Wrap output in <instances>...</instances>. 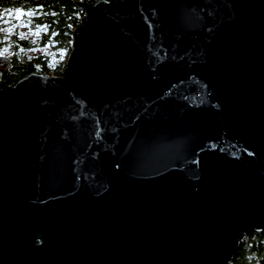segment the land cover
<instances>
[{
    "label": "water",
    "instance_id": "1",
    "mask_svg": "<svg viewBox=\"0 0 264 264\" xmlns=\"http://www.w3.org/2000/svg\"><path fill=\"white\" fill-rule=\"evenodd\" d=\"M60 75L0 89V264H230L264 229V0H75Z\"/></svg>",
    "mask_w": 264,
    "mask_h": 264
},
{
    "label": "trees",
    "instance_id": "2",
    "mask_svg": "<svg viewBox=\"0 0 264 264\" xmlns=\"http://www.w3.org/2000/svg\"><path fill=\"white\" fill-rule=\"evenodd\" d=\"M74 1L0 0V89L31 72L61 74L85 15ZM230 264H264V229L243 234Z\"/></svg>",
    "mask_w": 264,
    "mask_h": 264
},
{
    "label": "rangeland",
    "instance_id": "3",
    "mask_svg": "<svg viewBox=\"0 0 264 264\" xmlns=\"http://www.w3.org/2000/svg\"><path fill=\"white\" fill-rule=\"evenodd\" d=\"M23 29H25V30H26V26H23Z\"/></svg>",
    "mask_w": 264,
    "mask_h": 264
},
{
    "label": "snow or ice",
    "instance_id": "4",
    "mask_svg": "<svg viewBox=\"0 0 264 264\" xmlns=\"http://www.w3.org/2000/svg\"><path fill=\"white\" fill-rule=\"evenodd\" d=\"M19 15V13H17Z\"/></svg>",
    "mask_w": 264,
    "mask_h": 264
}]
</instances>
